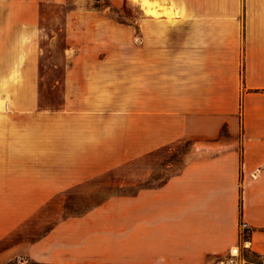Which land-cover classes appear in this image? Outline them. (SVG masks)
I'll return each mask as SVG.
<instances>
[{
  "label": "crops",
  "instance_id": "0c3cea01",
  "mask_svg": "<svg viewBox=\"0 0 264 264\" xmlns=\"http://www.w3.org/2000/svg\"><path fill=\"white\" fill-rule=\"evenodd\" d=\"M149 1L119 97L76 58L57 108L40 105V13H0V264H218L244 246L261 264L264 0ZM180 144L163 184L67 212L104 180L144 184Z\"/></svg>",
  "mask_w": 264,
  "mask_h": 264
},
{
  "label": "rangeland",
  "instance_id": "374dc122",
  "mask_svg": "<svg viewBox=\"0 0 264 264\" xmlns=\"http://www.w3.org/2000/svg\"><path fill=\"white\" fill-rule=\"evenodd\" d=\"M142 8L143 0H0L1 15L24 16L25 12L41 15L36 50L40 69L37 88L40 105L50 108L62 105L64 75L74 66L76 58L90 60L92 73L111 74L113 91L119 97L124 75L135 72L137 26ZM2 86L0 82V89ZM189 148L180 144L156 152L155 162H145V168L153 169L154 173L144 184L123 187L108 179L90 194L66 197V205L70 207L67 212L83 213L112 194H133L143 186L163 184L183 168ZM242 254L249 257L246 250Z\"/></svg>",
  "mask_w": 264,
  "mask_h": 264
},
{
  "label": "built area",
  "instance_id": "2783aa9c",
  "mask_svg": "<svg viewBox=\"0 0 264 264\" xmlns=\"http://www.w3.org/2000/svg\"><path fill=\"white\" fill-rule=\"evenodd\" d=\"M241 233L242 238L244 240V244L248 242V237L250 233L247 232L248 225L247 223H242L241 226ZM246 250V247L244 246L242 249H237L235 252H230L225 259H222L218 262V264H247L245 261V256H243V251ZM261 264H264V258L261 259Z\"/></svg>",
  "mask_w": 264,
  "mask_h": 264
},
{
  "label": "bare ground",
  "instance_id": "6f19581e",
  "mask_svg": "<svg viewBox=\"0 0 264 264\" xmlns=\"http://www.w3.org/2000/svg\"><path fill=\"white\" fill-rule=\"evenodd\" d=\"M143 8L147 14L156 15V10H154L153 4L149 0H143ZM168 9V8H167ZM173 14V13H172ZM176 15V14H175ZM158 17V16H157ZM26 40V39H25ZM28 40V39H27ZM1 98V97H0ZM1 100V99H0ZM3 107V102H0V108ZM4 108V107H3Z\"/></svg>",
  "mask_w": 264,
  "mask_h": 264
}]
</instances>
